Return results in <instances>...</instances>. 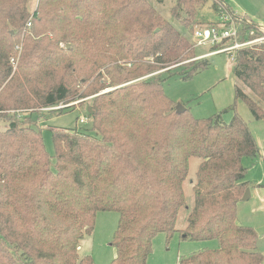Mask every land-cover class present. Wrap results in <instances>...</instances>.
I'll return each mask as SVG.
<instances>
[{
    "label": "trees",
    "instance_id": "obj_1",
    "mask_svg": "<svg viewBox=\"0 0 264 264\" xmlns=\"http://www.w3.org/2000/svg\"><path fill=\"white\" fill-rule=\"evenodd\" d=\"M30 3L0 0V264H93L78 251L99 212L118 214L110 264H147L154 237L176 233L190 158L201 163L182 232L218 248L179 264H262L255 231L236 224L249 189L242 160L259 155L247 124L234 105L227 124L177 113L163 91V74L188 80L207 68L193 44L149 0H36L32 11ZM208 3L217 21L205 27H228L226 13L237 43L264 37L224 0H173L170 17L192 35ZM230 56L256 100L235 88V101L264 126V42ZM87 98L94 136L53 131L52 164L33 114Z\"/></svg>",
    "mask_w": 264,
    "mask_h": 264
},
{
    "label": "rangeland",
    "instance_id": "obj_2",
    "mask_svg": "<svg viewBox=\"0 0 264 264\" xmlns=\"http://www.w3.org/2000/svg\"><path fill=\"white\" fill-rule=\"evenodd\" d=\"M160 15L171 22L177 31L188 39L194 46V40L188 30L182 28L179 23L170 17V9L173 0H164L163 4L149 0ZM226 5L238 12V16L246 13L251 15L250 19L257 25L254 16L257 9L261 11L259 5L264 4V0H224ZM36 0H31L30 11L35 7ZM240 13V14H239ZM262 16L264 9L262 10ZM226 14V13H225ZM245 17V16H243ZM248 19L247 17H245ZM248 19V20H250ZM217 15L211 3H208L197 16V22L204 28L209 23H215ZM251 21V20H250ZM200 28V27H195ZM264 42V37L260 38ZM230 44V43H228ZM214 46L206 45L195 47L198 58H205L208 66L205 70L194 75L188 80H182L177 76H167L163 74L162 86L164 94L177 106L186 109L189 114L196 119H208L220 115L222 123H229L234 115L229 108L234 105L236 113L247 124L259 149L256 158H243L242 165L246 169L244 181L249 183L250 196L246 201H240L237 205L236 224L252 228L257 235L256 251L261 254L264 264V126L261 121H256L251 116L246 105L240 101H235V88L241 89L256 101L235 79L232 69V53H213ZM245 48V47H243ZM242 48V49H243ZM108 91V90H106ZM74 102L73 107L58 112H49L55 109H44L40 113L33 114L36 120V129L41 133L43 143L47 153L54 163V148L52 145V132L55 130L90 131L91 120L87 118L86 109L90 106V98ZM71 106V105H68ZM262 107V106H261ZM264 109V107H262ZM83 120V123H80ZM4 122L0 121V127L4 128ZM90 135L94 134L90 131ZM201 163L198 158H190L188 173L183 184L185 195V206L178 213L176 222V233L168 237L166 234H157L152 241V252L148 257L147 264H179L180 260L204 250H215L218 244L215 240L195 242L185 238L182 231L187 226V217L194 204L193 186L196 181V172ZM118 222V214L113 212H99L95 215L93 232L90 236H85L79 245L80 256H90L93 264H110L115 257L114 248L111 246L112 236Z\"/></svg>",
    "mask_w": 264,
    "mask_h": 264
},
{
    "label": "built area",
    "instance_id": "obj_3",
    "mask_svg": "<svg viewBox=\"0 0 264 264\" xmlns=\"http://www.w3.org/2000/svg\"><path fill=\"white\" fill-rule=\"evenodd\" d=\"M221 23H229L228 27H216V26H209V27H204V28H195L192 33V38L194 40V47H202L206 45L210 46H219L222 44V42L228 41L230 44L227 45L226 47H222L218 49V51L214 53H229L243 48V47H248L252 44H258V43H263V40L260 38L257 40H254L252 42H247L244 44H240L236 42L237 38V30L234 26V23L232 21V18L227 15L223 14L220 17ZM27 26L29 27L30 24L28 23ZM213 54V53H212ZM14 58L11 59V63L14 64ZM61 107H57L56 109H59ZM83 120H80V123H83Z\"/></svg>",
    "mask_w": 264,
    "mask_h": 264
},
{
    "label": "crops",
    "instance_id": "obj_4",
    "mask_svg": "<svg viewBox=\"0 0 264 264\" xmlns=\"http://www.w3.org/2000/svg\"><path fill=\"white\" fill-rule=\"evenodd\" d=\"M224 3H225V1H224ZM264 3V2H263ZM226 4V3H225ZM227 6V5H226ZM229 7V6H228ZM259 7H261V11L259 10V9H257V13H256V15L254 16V18L258 21V22H260V23H257V25L261 28V29H263L264 30V14H263V16H262V10L264 9V4H260L259 5ZM233 11H235V13H237L238 14V12L236 11V10H234V9H232ZM240 14V13H239ZM251 15L250 16H253V13H250ZM240 15H243V16H245V17H247L248 19H250V16L249 15H247L246 13H243V14H240ZM251 21H252V19H250Z\"/></svg>",
    "mask_w": 264,
    "mask_h": 264
},
{
    "label": "water",
    "instance_id": "obj_5",
    "mask_svg": "<svg viewBox=\"0 0 264 264\" xmlns=\"http://www.w3.org/2000/svg\"><path fill=\"white\" fill-rule=\"evenodd\" d=\"M176 112L177 113H182V112H184L185 111V109H183L181 106H177L176 105ZM87 112L89 113V115H91L92 113H91V111H90V109L89 108H87ZM249 196H250V191H249V189H246L245 190V192H244V195H243V197H242V201H246V200H248V198H249Z\"/></svg>",
    "mask_w": 264,
    "mask_h": 264
}]
</instances>
